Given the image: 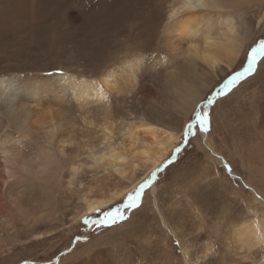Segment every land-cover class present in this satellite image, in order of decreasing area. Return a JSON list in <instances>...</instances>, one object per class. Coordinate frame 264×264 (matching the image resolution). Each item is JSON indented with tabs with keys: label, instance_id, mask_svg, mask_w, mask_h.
I'll use <instances>...</instances> for the list:
<instances>
[{
	"label": "rangeland",
	"instance_id": "obj_1",
	"mask_svg": "<svg viewBox=\"0 0 264 264\" xmlns=\"http://www.w3.org/2000/svg\"><path fill=\"white\" fill-rule=\"evenodd\" d=\"M170 2L0 0V75L47 76L65 72L94 78L128 54L154 56L164 51L160 28L165 20L155 31L150 28L160 16L166 18ZM228 3L232 15L245 18L250 34L230 68L222 72L195 107L198 112H210L211 130L200 131L195 138L180 143L181 123L188 121L192 111L174 121L179 140L155 168H159L158 177L145 189L142 206L129 210V218L113 226L85 225L86 217L75 218L80 206L77 197L73 195L66 202L60 196L59 185L45 189L42 181L16 183L14 188L22 206L31 215H47L33 225L16 223L19 233L13 240L17 241L10 245L11 239L6 238V245L0 249V264H264V242L249 248L238 241L243 225L264 219V60L257 58L255 74L219 92L229 74L246 63L253 42L264 37V0ZM133 11H139L141 16H134ZM209 96L213 99L211 105L206 100ZM119 98L109 99V111L95 105L82 113L71 104L74 101L70 102L66 114L72 118L81 115L92 124L75 126L79 148L75 144L65 151L67 169L86 157L90 148L103 145L97 132L106 120H135L142 112L141 99ZM35 141L33 138L22 149L21 160L34 157ZM177 147L180 151L175 153ZM125 172L138 180L146 171L132 172L125 167ZM76 179L81 190H91L94 197L131 183L110 169L85 166L78 168ZM124 197L106 209L119 206ZM49 199L51 207L47 209ZM52 209L58 210L57 218L50 220ZM106 209L95 213L96 217L103 219L100 213ZM53 221L52 229L47 224ZM34 225L37 226L28 233L27 229ZM260 227L264 232V225ZM37 234L51 235L43 242L33 240Z\"/></svg>",
	"mask_w": 264,
	"mask_h": 264
},
{
	"label": "bare ground",
	"instance_id": "obj_2",
	"mask_svg": "<svg viewBox=\"0 0 264 264\" xmlns=\"http://www.w3.org/2000/svg\"><path fill=\"white\" fill-rule=\"evenodd\" d=\"M228 2L171 0L166 18L160 16L156 25L151 24L154 28H150L155 31L165 20L160 28L164 51L154 56L127 53L94 78L65 72L47 76L0 75V249L6 245V238L11 239L10 245L17 241L13 240L19 233L15 229L17 222L33 225L47 215H31L22 206L14 188L16 183L42 181L46 185L39 186L45 189L59 185L63 200L69 202L73 195L77 197L80 206L75 218L81 220L124 197L163 162L179 140L174 121L191 113L222 72L230 68L243 40L249 37L245 18L232 15ZM133 14L141 16L139 11ZM119 97L141 99L142 112L135 120L109 123L106 120L97 132L103 145L90 148L86 157L67 169L65 151L75 144L79 148L75 126L92 124L81 115L69 117L66 113L70 102L74 101L76 104H71L81 112L95 105L109 111V99ZM33 138L34 157L21 160L22 149ZM113 138L117 139L116 143L112 142ZM81 166L110 169L131 183L100 197L91 196V190H81L76 179ZM125 167H130L132 172L139 169L146 172L142 178L132 180L126 175ZM51 201H46L47 209ZM55 210L49 212L50 220L57 218ZM54 224L53 221L47 226L53 229ZM260 224L264 225V219L243 225L238 241L249 248L260 246L264 242ZM36 226L29 227L27 232L31 233ZM50 235L37 234L33 240L44 242Z\"/></svg>",
	"mask_w": 264,
	"mask_h": 264
},
{
	"label": "snow or ice",
	"instance_id": "obj_3",
	"mask_svg": "<svg viewBox=\"0 0 264 264\" xmlns=\"http://www.w3.org/2000/svg\"><path fill=\"white\" fill-rule=\"evenodd\" d=\"M257 58L264 60V37L254 41L250 46L245 60L246 63H242L240 68L224 80L222 87L219 89L220 93H224L226 90L231 89L238 82L242 81L243 78L249 76V74H255L254 70L258 65L259 61ZM207 103L211 105L213 99L211 96L206 97ZM182 139L180 143H186L189 138H195L196 134L200 131L211 130V115L210 112L205 113L203 111H197L194 107L192 113L189 116L188 121L181 123ZM180 151L177 147L174 152ZM168 161L171 163V156ZM159 168L154 169L150 176L141 183L137 188H134L130 193H127L125 197L120 201L119 206L113 205L111 208L104 210L100 215L103 219L96 217H86L83 221L85 225H100L101 227H109L115 225L117 222H123L129 218L128 211H136L143 203V194L145 189L153 183L158 177Z\"/></svg>",
	"mask_w": 264,
	"mask_h": 264
}]
</instances>
